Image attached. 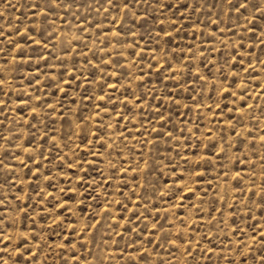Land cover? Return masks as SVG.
<instances>
[{"label": "rangeland", "instance_id": "374dc122", "mask_svg": "<svg viewBox=\"0 0 264 264\" xmlns=\"http://www.w3.org/2000/svg\"><path fill=\"white\" fill-rule=\"evenodd\" d=\"M262 241L264 0H0V264Z\"/></svg>", "mask_w": 264, "mask_h": 264}, {"label": "snow or ice", "instance_id": "6c2138e0", "mask_svg": "<svg viewBox=\"0 0 264 264\" xmlns=\"http://www.w3.org/2000/svg\"><path fill=\"white\" fill-rule=\"evenodd\" d=\"M59 2V0H53V3H58ZM227 2H229V3H231V0H227ZM247 5L246 4H244V3H242L241 5H240V7H246ZM237 10H239V9H237ZM262 242H264V241H262Z\"/></svg>", "mask_w": 264, "mask_h": 264}]
</instances>
